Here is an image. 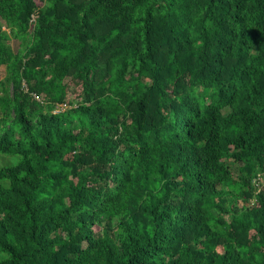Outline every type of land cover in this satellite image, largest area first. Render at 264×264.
I'll list each match as a JSON object with an SVG mask.
<instances>
[{
  "label": "trees",
  "instance_id": "1",
  "mask_svg": "<svg viewBox=\"0 0 264 264\" xmlns=\"http://www.w3.org/2000/svg\"><path fill=\"white\" fill-rule=\"evenodd\" d=\"M1 67L0 264H264V0H0Z\"/></svg>",
  "mask_w": 264,
  "mask_h": 264
},
{
  "label": "rangeland",
  "instance_id": "2",
  "mask_svg": "<svg viewBox=\"0 0 264 264\" xmlns=\"http://www.w3.org/2000/svg\"><path fill=\"white\" fill-rule=\"evenodd\" d=\"M11 46L14 50H16L19 46V42L16 40H11ZM4 74H5V69H4V67H1L0 68V80L2 79Z\"/></svg>",
  "mask_w": 264,
  "mask_h": 264
},
{
  "label": "clouds",
  "instance_id": "3",
  "mask_svg": "<svg viewBox=\"0 0 264 264\" xmlns=\"http://www.w3.org/2000/svg\"><path fill=\"white\" fill-rule=\"evenodd\" d=\"M257 192L260 191V186L264 185V179H261L260 177L256 178L253 182Z\"/></svg>",
  "mask_w": 264,
  "mask_h": 264
}]
</instances>
